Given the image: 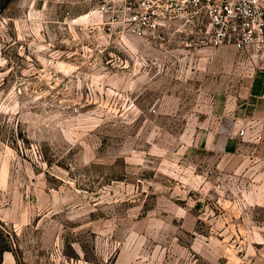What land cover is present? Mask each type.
Masks as SVG:
<instances>
[{
    "label": "rangeland",
    "instance_id": "374dc122",
    "mask_svg": "<svg viewBox=\"0 0 264 264\" xmlns=\"http://www.w3.org/2000/svg\"><path fill=\"white\" fill-rule=\"evenodd\" d=\"M195 42L0 0V264H264V116L233 115L264 59Z\"/></svg>",
    "mask_w": 264,
    "mask_h": 264
},
{
    "label": "built area",
    "instance_id": "2783aa9c",
    "mask_svg": "<svg viewBox=\"0 0 264 264\" xmlns=\"http://www.w3.org/2000/svg\"><path fill=\"white\" fill-rule=\"evenodd\" d=\"M122 4L127 26L135 36L164 41L167 33L193 26L196 45L264 53L262 0H122ZM100 9H106L105 3ZM178 22L182 25L175 27Z\"/></svg>",
    "mask_w": 264,
    "mask_h": 264
},
{
    "label": "crops",
    "instance_id": "0c3cea01",
    "mask_svg": "<svg viewBox=\"0 0 264 264\" xmlns=\"http://www.w3.org/2000/svg\"><path fill=\"white\" fill-rule=\"evenodd\" d=\"M259 57L264 59V53H261ZM255 71L250 80V92L247 100L241 103L233 114L241 125L244 123L251 124L252 119L264 116V66ZM234 116L230 120L231 123H234Z\"/></svg>",
    "mask_w": 264,
    "mask_h": 264
},
{
    "label": "trees",
    "instance_id": "16d2710c",
    "mask_svg": "<svg viewBox=\"0 0 264 264\" xmlns=\"http://www.w3.org/2000/svg\"><path fill=\"white\" fill-rule=\"evenodd\" d=\"M5 250H8V248L6 246L1 248V251H5Z\"/></svg>",
    "mask_w": 264,
    "mask_h": 264
}]
</instances>
